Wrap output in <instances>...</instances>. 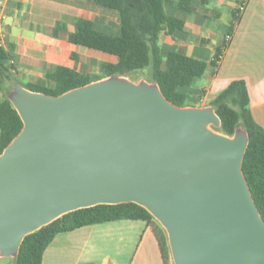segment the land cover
I'll use <instances>...</instances> for the list:
<instances>
[{
  "label": "water",
  "instance_id": "95a60500",
  "mask_svg": "<svg viewBox=\"0 0 264 264\" xmlns=\"http://www.w3.org/2000/svg\"><path fill=\"white\" fill-rule=\"evenodd\" d=\"M8 99L22 128L0 152V258L67 212L134 202L165 229L173 264H264L249 137L217 131L213 106L117 74L59 95L13 82Z\"/></svg>",
  "mask_w": 264,
  "mask_h": 264
},
{
  "label": "crops",
  "instance_id": "0c3cea01",
  "mask_svg": "<svg viewBox=\"0 0 264 264\" xmlns=\"http://www.w3.org/2000/svg\"><path fill=\"white\" fill-rule=\"evenodd\" d=\"M200 1L192 0L187 12L176 6L166 9L184 25L171 34H160L163 55L174 50L204 61L212 58L214 48L230 29L238 0H203L201 5ZM76 18L90 21L95 32L118 33L116 12L97 0H0V44L10 52L22 86H53L45 72L56 65L104 77L101 63L114 62L115 57L71 41L70 34L78 29ZM236 79L244 81L252 117L264 129V0L247 1L217 67H208L198 82L185 88L187 105H210ZM107 257L109 264L127 260L128 264H173L170 248L165 261L154 232L140 219L60 232L44 249L41 264H104Z\"/></svg>",
  "mask_w": 264,
  "mask_h": 264
},
{
  "label": "trees",
  "instance_id": "16d2710c",
  "mask_svg": "<svg viewBox=\"0 0 264 264\" xmlns=\"http://www.w3.org/2000/svg\"><path fill=\"white\" fill-rule=\"evenodd\" d=\"M98 3L116 12L119 21L117 34L95 32L92 23L75 19L77 31L70 40L88 49L113 55L114 62L101 63L103 76L130 75L144 72L146 79L156 82L163 95L178 106L187 105L185 88L200 78L208 67H217L229 40L225 37L214 48L209 61L183 55L174 50L162 54L159 38L161 33L171 34L181 29L184 21L169 15L166 9L176 6L188 11L192 0H97ZM203 0L200 1V5ZM232 22L226 35H231L239 18V10L232 11ZM225 35V36H226ZM45 78L53 86L25 84L24 87L47 94L59 95L71 88L96 80L94 76L63 65L47 69ZM19 82L12 56L0 44V152L22 128V120L8 99L10 83ZM20 83V82H19ZM21 84V83H20ZM220 118L215 129L233 135L237 127L248 134V143L241 168L248 183L252 198L264 220V129L252 117L248 94L243 80L231 81L209 103ZM118 219H140L150 226L156 236L164 260H168L167 234L160 223L143 206L134 202L97 204L67 212L50 223L24 236L13 264H41L46 246L56 234L85 225Z\"/></svg>",
  "mask_w": 264,
  "mask_h": 264
},
{
  "label": "rangeland",
  "instance_id": "374dc122",
  "mask_svg": "<svg viewBox=\"0 0 264 264\" xmlns=\"http://www.w3.org/2000/svg\"><path fill=\"white\" fill-rule=\"evenodd\" d=\"M28 33H30V32H28ZM92 51L96 52L95 50H92ZM98 53H101V52H98ZM96 69L99 70L98 66L96 67ZM125 76L128 77L129 79L133 80V81H138L140 79L147 80L146 79L147 77H146L145 73L144 72H140V71L139 72H134V73H132L130 75H125ZM17 77H18V74H17ZM19 82L23 83V81L21 79H19ZM195 82H198V80L195 81ZM13 262H14V257L0 258V264H13ZM108 262H109V260H108V257H107V260H106V262L104 264H109ZM128 263H129V260H127V262L126 263H123V264H128Z\"/></svg>",
  "mask_w": 264,
  "mask_h": 264
},
{
  "label": "built area",
  "instance_id": "2783aa9c",
  "mask_svg": "<svg viewBox=\"0 0 264 264\" xmlns=\"http://www.w3.org/2000/svg\"><path fill=\"white\" fill-rule=\"evenodd\" d=\"M247 1H248V0H238V6H237V8H238L239 12H241V11L244 9V7H245ZM225 39H226V40H230V36H229V35H226V36H225ZM0 41H1V37H0ZM221 58H222V57H220L219 60H217V64H219Z\"/></svg>",
  "mask_w": 264,
  "mask_h": 264
}]
</instances>
